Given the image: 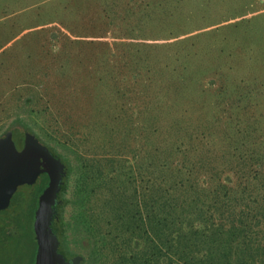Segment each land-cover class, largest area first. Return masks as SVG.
Instances as JSON below:
<instances>
[{"label": "rangeland", "instance_id": "rangeland-1", "mask_svg": "<svg viewBox=\"0 0 264 264\" xmlns=\"http://www.w3.org/2000/svg\"><path fill=\"white\" fill-rule=\"evenodd\" d=\"M97 1L104 3L105 17L97 18L105 26L84 21L98 15L92 10ZM51 2L66 3L0 0V132L20 116L30 130L20 129L41 142L49 135L93 154L113 157L110 151L121 147L141 157L153 145L144 144L147 135L159 137L158 146L186 145L193 129L206 130L218 117L228 121L217 89L237 87L254 89L240 95L239 109L264 120V0H74L66 3L69 13L50 10ZM51 20L68 33L45 26ZM20 104L35 113L25 116ZM47 143L68 157L66 149ZM14 191L13 223L0 222V264H29L30 189L19 184ZM69 208L63 205L61 222ZM63 235L68 253L86 254L78 234L67 229Z\"/></svg>", "mask_w": 264, "mask_h": 264}, {"label": "trees", "instance_id": "trees-1", "mask_svg": "<svg viewBox=\"0 0 264 264\" xmlns=\"http://www.w3.org/2000/svg\"><path fill=\"white\" fill-rule=\"evenodd\" d=\"M134 77L127 81L133 82ZM220 89L221 111L229 112V120L218 117L206 130L193 129L186 145L158 146L159 137L147 135L144 144L153 145L143 149L141 157L125 155L127 150L121 147L110 151L114 152L111 157L87 152L94 149L78 150L63 138L55 141L48 135L46 143L42 141L64 167L49 221L56 250L64 258L59 264H75L73 254L63 247L67 229L80 236L86 249L84 256L75 254L78 263L264 264V120L239 109L240 95H251L254 89ZM130 99L132 105L135 100ZM223 101L227 104L222 105ZM112 104L117 115L114 100L109 101ZM20 105L18 110L25 116L35 113L31 105ZM170 112L176 116L180 110ZM27 124L16 116L8 128L30 130ZM47 141L66 149L68 157ZM214 145L220 151H214ZM46 180L41 170L32 183H23L30 189L25 202L30 229L35 199ZM14 192L7 205L0 207L2 226L13 223ZM65 203L70 208L61 222ZM32 239L29 264L36 245Z\"/></svg>", "mask_w": 264, "mask_h": 264}, {"label": "water", "instance_id": "water-1", "mask_svg": "<svg viewBox=\"0 0 264 264\" xmlns=\"http://www.w3.org/2000/svg\"><path fill=\"white\" fill-rule=\"evenodd\" d=\"M41 170L46 172L47 180L37 193L32 214L31 232L36 242L32 264H59L64 258L56 250L57 240L49 221L63 163L33 134L16 126L7 128L0 135V207L7 205L17 185L32 183ZM75 257L78 256L73 257L74 263Z\"/></svg>", "mask_w": 264, "mask_h": 264}, {"label": "crops", "instance_id": "crops-1", "mask_svg": "<svg viewBox=\"0 0 264 264\" xmlns=\"http://www.w3.org/2000/svg\"><path fill=\"white\" fill-rule=\"evenodd\" d=\"M65 2L66 3H70V2H74V0H71V1H66L65 0ZM84 2H86V0L84 1V0H77V3H79V5H83V3ZM66 3L65 4H59V5H57V6H55L54 4H52V2H51V5H50V10H60V11H64V12H66V13H69V11H68V9H66L65 7H66ZM96 3H97V5H98V7H97V5H96ZM95 3V6L92 8V10H94V11H98V15H96V18H94V19H84V21L85 22H87V21H97L98 23V25H100V26H105L104 25V23H100V19L101 20H104V19H102V18H97L98 16L99 17H101L102 15H103V18L105 17V15H104V13H105V8H104V3H101V2H96ZM125 3H126V0H125ZM65 9V10H64ZM88 9H90V8H87V10ZM99 11H101L103 14H101ZM83 16V15H82ZM73 18V17H72ZM47 25H45V26H57V27H59L60 29H64L67 33H68V29L66 28V26L65 25H63L62 23H57L55 20H51V21H49V23H46ZM44 27V26H43ZM98 34V33H97ZM90 35V34H89ZM89 35H86V36H89ZM71 36H73V34L71 33Z\"/></svg>", "mask_w": 264, "mask_h": 264}, {"label": "flooded vegetation", "instance_id": "flooded-vegetation-1", "mask_svg": "<svg viewBox=\"0 0 264 264\" xmlns=\"http://www.w3.org/2000/svg\"><path fill=\"white\" fill-rule=\"evenodd\" d=\"M56 247H57V245H56ZM74 257V256H73Z\"/></svg>", "mask_w": 264, "mask_h": 264}]
</instances>
